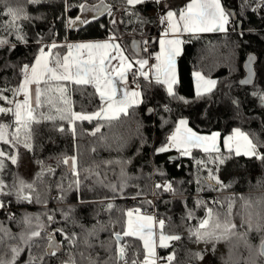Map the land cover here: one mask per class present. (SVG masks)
Wrapping results in <instances>:
<instances>
[{"label":"trees","instance_id":"obj_1","mask_svg":"<svg viewBox=\"0 0 264 264\" xmlns=\"http://www.w3.org/2000/svg\"><path fill=\"white\" fill-rule=\"evenodd\" d=\"M74 5L86 3L89 6L97 5L100 0H69ZM191 0H162L157 4L154 0H148L145 4L137 5L134 9L127 6L123 0H104L106 5L113 6V17L122 23L111 24L113 17L105 13L96 20L91 17L95 13H81L78 7H74L68 16L73 19L80 15L90 19L87 25H78L74 29L66 27L64 22L63 0H43L40 4L31 5L27 0H7L11 6H24L27 12L34 19L24 22V31L28 35L27 45L17 44L14 51L9 53L7 48L0 49V86L7 85L15 87L18 84V77L14 70L4 69L5 62H10L19 66L21 63H30L33 54L36 52L35 38L37 34L43 35L46 42H50V32L54 31L60 43L69 40L70 42L105 40L110 31H115L118 36L122 35V45L129 56L132 52L129 49V42L134 38H139L143 42L148 40V53L143 51V56L152 55L158 51L159 38L161 36L162 23L160 22L168 10L179 13L186 8ZM222 3L235 13L236 23L227 34L209 33L185 36L186 43L182 46V53L177 58L179 84L176 86L179 95L190 101L189 104H177L170 100L166 91L162 87L152 86L145 95V103L138 108L131 109L128 117H121L120 121H115L111 126L101 121L105 126L101 132L95 136L90 133L97 126V121L91 123L78 122L76 136L68 132L63 133L57 130L59 124L63 123L67 129L66 122L57 121L45 122L33 127L34 150L29 152L19 148V163L13 165L10 160L5 159V169L0 173L6 183L11 184L13 180L19 178L25 182L34 183L42 197H46L47 209L56 210L57 223L52 228L64 227L69 233L76 232L82 234L79 225L91 229L94 225H108L110 221L115 222L120 219L121 223L116 224V230H122L123 223L121 210L130 209V201L137 193L142 194L137 198L151 200L153 206H148L155 210L158 218L168 220L170 227L166 231L178 233L181 240L173 242V246L167 249H160L159 255L167 256L175 250L176 259L173 264H264V258L258 257L261 235L256 231L248 232L247 236L241 238L240 235L231 237L227 241H219L214 244L196 243L195 238L189 237V229H195L199 221L205 217L206 208L197 207L196 201H204L208 207L215 211H224L213 201L219 200L225 204L229 198L235 200V212H243L241 205L245 201L251 202L252 211H259L264 207V164L256 159L248 157H233L225 165L221 166L219 175L221 179L229 184L225 190L214 191L203 185L204 190L200 191L196 183L197 177L201 179L207 175L206 170L198 168L195 159L206 160L207 155L199 149L193 150V157L180 156L176 150H169L165 153H156L154 150L161 147L166 142V137L172 130V125H163V120L175 121L184 117L189 121V127L201 135H210L213 132L221 133L220 147L223 148V137L230 135L235 128H240L264 141V107H261L259 100L252 96V91L264 89V10L253 11L251 7L241 9V0H222ZM128 9V11H125ZM4 3L0 2V25L6 23L9 17L3 15ZM136 15H130V12ZM101 24L104 27H101ZM244 35L241 37L240 32ZM8 36L6 31L0 30V37ZM13 42L15 38L8 36ZM55 39V37H52ZM210 47L216 49L217 55L209 56ZM63 52L64 50L61 49ZM250 54H254L256 61L253 65L256 73L255 80L251 86H242L238 83L245 76L243 64ZM200 71L205 77L217 81L214 94L210 97L197 100L195 96L193 73ZM141 85L144 81L141 80ZM230 85V87H229ZM6 95L11 96L10 93ZM70 95L75 102L74 108L77 111L91 113L100 107V101L94 94V89L89 86L84 94L80 91L70 90ZM238 100L239 106L233 105L232 100ZM3 106H7L0 102ZM164 105L172 109L165 112ZM155 109L149 112L148 109ZM3 122H10L11 118H0ZM139 128V133L137 129ZM140 135L144 137L142 141ZM0 149L6 153L15 154L16 149L0 143ZM226 154V153H225ZM76 156L80 171L81 185L79 191L67 192V198L60 202L57 200L59 191L57 184L63 183L67 189L69 183L75 178L71 175L68 165L60 163L64 157ZM176 156H178L176 158ZM131 161L130 164L121 165L117 161ZM113 162L110 165L107 162ZM42 162V163H41ZM128 176L129 186L124 189L123 195L113 193L109 184L120 183L121 167ZM210 167L212 165H209ZM54 169V174L45 172L42 179H38L42 168ZM99 172V177L91 175L90 172ZM162 172L163 175L159 173ZM88 177V178H86ZM101 180L103 183H98ZM170 181L177 189L175 195L162 190H157L155 185ZM55 195V196H54ZM115 197L114 199H112ZM153 197L155 199L153 200ZM107 198V199H106ZM243 198V200L241 199ZM11 201L10 209L20 219L25 213L42 214L46 209L41 204L27 202L17 203L14 197L7 198ZM107 202H112L115 210L110 214L105 211ZM69 208H74L73 219L77 221L73 224L71 220L65 222L61 212H67ZM191 210L193 219H187V213ZM8 213L0 211V221L10 228L13 233H19L22 228L16 222L8 220ZM241 217L235 216L234 221L239 224ZM99 232L98 240H93L96 245L94 249L88 251L98 254L100 258L107 259L106 253L99 247L100 241L110 244L109 232ZM238 233H244L246 226L238 227ZM130 240L134 247L129 249V256L137 249H140V258H143L141 242ZM57 240L62 237L57 236ZM18 240H9L7 244H17ZM46 244L40 241V247L34 248L37 255L42 254ZM114 250V245L112 246ZM84 250L81 243L78 249H69L62 246L61 252L57 256L46 257L47 264H61L68 259L70 252ZM10 252L6 245H0V255ZM196 253L203 256L202 260L196 259ZM79 260V256L76 257ZM28 259L27 250L21 254L17 264H25Z\"/></svg>","mask_w":264,"mask_h":264},{"label":"snow or ice","instance_id":"obj_2","mask_svg":"<svg viewBox=\"0 0 264 264\" xmlns=\"http://www.w3.org/2000/svg\"><path fill=\"white\" fill-rule=\"evenodd\" d=\"M4 3L3 15L9 17L0 30L6 31L8 36L15 38L17 43H13L8 36L0 37V49L7 48L11 53L17 47V44L27 45L29 43L28 35L24 31V22H31L34 18L30 16L24 6H11L7 0H0ZM43 0H27L28 4L35 5L42 3ZM123 2L134 9L137 5H142L148 0H123ZM155 3L161 4L162 0H154ZM64 16L66 27L76 28L78 25H87L91 21L87 17L77 15L74 19L67 15L74 7H78L81 13L91 12L96 15L92 20H96L105 13L113 17V6L106 5L104 0H100L97 5L89 6L86 3L74 5L69 0H63ZM255 4L253 11L264 10V0H241V9L251 7ZM128 11V9H125ZM130 15L136 13L130 12ZM160 22L166 24L164 32L159 38V52L154 54L155 63L150 64L152 54L148 58L139 57L142 50L148 53V40L142 43L132 41V56L126 54V49L122 45V35L118 36L115 31H110L107 39L93 42H68L58 43L52 38L58 34L50 32V42H46L43 35L37 34L35 38L36 52L30 63L16 64L5 62L4 69L14 70L18 77V84L15 87L7 85L0 86V118L10 117V122H3L0 119V143L9 145L16 149L15 154L6 153L0 149V173L5 169V159L10 160L13 165L19 163V148L22 145L24 149L31 152L34 150L33 144V127L45 122H52L54 125L57 121L66 122L67 129L61 123L57 130L61 133L66 130L73 137L76 136L78 122L87 121L91 123L97 121V126L90 134L95 136L101 132L105 125L111 126L113 122L120 121L121 117H128L130 110L138 108L145 103L146 92L152 87H162L165 89L170 100L176 101L177 104L187 105L190 103L184 96L179 95L176 86L179 84L177 77V58L182 53V46L186 43L181 37L190 34L194 38H199V33H225L236 31L234 27L235 13L228 9L222 0H191L186 8L177 12L168 10L161 17ZM122 23L115 17L112 18L111 24ZM101 27H104L101 24ZM242 37L244 33L241 31ZM61 49L64 51L62 52ZM209 56L217 55L216 49L210 47ZM256 60L254 55L247 57L246 67L248 69L245 78L240 79V85H253L256 75L253 70V63ZM115 61V63H113ZM129 76H131L130 86ZM195 78V96L197 100L210 97L214 94L217 81L205 77L200 71L193 73ZM141 80L144 85H141ZM91 86L94 94L98 96L100 107L97 111L87 113L77 111L74 108L70 90L80 91L83 95L86 89ZM230 87V85H229ZM10 93L11 96L6 95ZM252 96L256 97L261 107H264V89L252 91ZM239 101L233 99L232 104L239 106ZM165 112H171L168 105H164ZM148 111L154 112L155 109L149 108ZM172 125V130L166 137V142L155 149L156 153H165L170 149H175L180 156L193 157V150L199 149L207 155L206 160L195 159L198 168L206 170L207 175L202 179L198 176L196 183L200 186L199 190L203 191V185L214 191L225 190L230 187L219 175L221 166L233 157H248L256 159L264 164V141L258 137L250 136L249 133L235 128L230 135L223 137L224 152L221 151V133L213 132L210 135H201L189 127L188 119L180 117L175 121L163 120V125ZM139 133V128L137 129ZM143 141L144 137L140 135ZM226 153V154H225ZM42 163V162H41ZM60 163L70 165L71 175L75 178L65 189L63 183L57 184L59 195L57 200L63 202L67 198V192L79 191L81 180L78 161L76 156L64 157ZM113 162L109 161L107 164ZM121 165L130 164L131 161H117ZM209 165H212L211 167ZM99 177V172H91ZM45 172L54 174V169L48 167L42 168L38 179L43 178ZM163 175L162 172L159 173ZM119 184L106 185L113 193L123 195L124 189L129 186L128 176L124 167H121ZM88 178V177H86ZM98 183H103L101 180ZM157 190L176 194L177 189L173 187L172 182L166 181L155 185ZM142 193L137 192L132 199H136ZM14 197L17 203L27 202L29 204H41L46 211L42 214L25 213L20 219H17L15 213L10 209L11 201L7 198ZM113 197L112 199H114ZM107 199V198H106ZM243 200V198H241ZM148 206H153L151 200L143 202ZM218 204L224 211H215L208 207L204 201L197 200V207H205L206 214L199 221L198 227L189 229V237L195 238L196 243L214 244L219 241H227L231 237L240 235L241 238L247 236L248 232L256 231L261 235L259 250L256 252L258 257L264 258V207L259 211L253 212L251 202L245 201L241 205L243 212L233 211L235 200L229 198L226 208L225 204L219 200L213 201ZM47 198L42 197L34 183L25 182L23 179H15L11 184L0 178V211L8 213V220L16 222L21 226L19 233H13L12 230L0 221V245H6L8 253L0 255V264H17L22 253L27 250L28 259L25 264H47L46 257L57 256L62 250V246L69 249H78L82 243L84 250L70 252L68 259L63 260L61 264H173L176 259L175 250L167 256H161L158 249H167L173 246V242L181 240V235L166 231L170 227L165 218H158L155 213H149L143 209V204L139 207L121 210L123 227L122 230H116V224L121 223L118 219L115 222L110 221L108 225L99 227L93 226L91 229L79 225L82 234L76 232H67L64 227L52 228L57 223L54 209H47ZM74 208H69L67 212H61L63 220L72 221ZM115 206L112 202H107L105 211L112 213ZM241 217L240 223L234 221V217ZM194 214L191 210L187 213V219H193ZM246 226L244 233H238V227ZM109 232L110 244L100 241L99 247L106 253H109L107 259H102L98 254H93L88 250L94 249L96 245L93 240H98L99 232ZM62 240H57V236ZM131 238L141 242L143 258H140V249H137L129 256V249L134 247L133 243L126 239ZM9 240H18L17 244H7ZM40 241H44L42 254L37 255L33 252L34 248L40 247ZM114 245V250L113 246ZM196 259L202 260L200 253L194 254ZM79 256V260H77ZM252 264H256L255 260Z\"/></svg>","mask_w":264,"mask_h":264},{"label":"built area","instance_id":"obj_3","mask_svg":"<svg viewBox=\"0 0 264 264\" xmlns=\"http://www.w3.org/2000/svg\"><path fill=\"white\" fill-rule=\"evenodd\" d=\"M162 28H164V24H162L161 29H162ZM55 39L57 40V36H55ZM57 42L60 43L58 40H57ZM150 61L153 63V62H154V59L151 58ZM168 135H169V134H168ZM54 196H55V195H54ZM154 199H155V197H153V200H154ZM144 201H145V199H141V198L132 199V200L130 201V205H129V207H130V209H131V208H134V207H139V206H141V205L143 204V209H144L145 211H147V212H149V213H155V214H156L155 210L150 209V208L147 206V204H144V203H143ZM166 221L168 222V220H166Z\"/></svg>","mask_w":264,"mask_h":264},{"label":"crops","instance_id":"obj_4","mask_svg":"<svg viewBox=\"0 0 264 264\" xmlns=\"http://www.w3.org/2000/svg\"><path fill=\"white\" fill-rule=\"evenodd\" d=\"M167 27V25L166 24H164V28H162L161 30H162V33L164 32V30H165V28ZM162 33H161V35H162ZM217 33H219V32H217ZM200 34H209V33H199V34H196V35H200ZM188 35H190V34H185V35H183L181 38L182 39H184V37L185 36H188ZM161 37V36H160ZM68 42H70L69 40H67ZM97 41H103V40H97ZM82 42H93V41H82ZM64 43V42H63ZM157 52H159V48H158V51ZM156 52V53H157ZM126 54H128L127 53V51H126ZM129 55V54H128ZM144 58H148V56H144ZM152 58L154 59V54L152 55ZM113 63H115V61L113 62ZM152 62L150 61V64H151ZM153 63H155V59H154V62ZM176 70H177V77H178V68H176ZM194 77V76H193ZM129 81H130V86L131 87H135V85H132L131 84V76H129ZM194 88H195V78H194ZM69 166V168H70V165H68ZM71 169V168H70ZM159 250L160 249H158V253H159Z\"/></svg>","mask_w":264,"mask_h":264},{"label":"water","instance_id":"obj_5","mask_svg":"<svg viewBox=\"0 0 264 264\" xmlns=\"http://www.w3.org/2000/svg\"><path fill=\"white\" fill-rule=\"evenodd\" d=\"M133 40L142 43L141 39H139V38H134V39H132V40L129 42V49H130L131 52H132L131 44H132V41H133ZM250 55H254V54H250ZM142 56H143V51L141 50V51L139 52V57H142ZM254 56H255V55H254ZM255 61H256V60H255ZM255 61H254V63H255ZM246 62H247V59H246V61H245L244 64H243V68H244V70H245V76H244V78L246 77V75H247V71H248L247 67L245 66V65H246ZM254 63H253V65H254ZM253 70H254V68H253ZM254 80H255V77H254ZM242 86H251V85H242ZM177 157H178V156H176V158H177Z\"/></svg>","mask_w":264,"mask_h":264},{"label":"rangeland","instance_id":"obj_6","mask_svg":"<svg viewBox=\"0 0 264 264\" xmlns=\"http://www.w3.org/2000/svg\"><path fill=\"white\" fill-rule=\"evenodd\" d=\"M170 150H175V149H170Z\"/></svg>","mask_w":264,"mask_h":264}]
</instances>
